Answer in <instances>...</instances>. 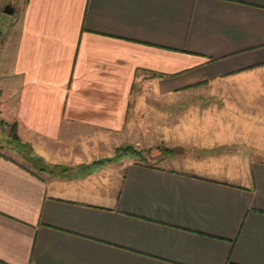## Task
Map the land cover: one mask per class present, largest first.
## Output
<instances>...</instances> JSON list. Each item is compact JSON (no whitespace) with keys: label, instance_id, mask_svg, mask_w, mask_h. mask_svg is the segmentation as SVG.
Listing matches in <instances>:
<instances>
[{"label":"crops","instance_id":"1","mask_svg":"<svg viewBox=\"0 0 264 264\" xmlns=\"http://www.w3.org/2000/svg\"><path fill=\"white\" fill-rule=\"evenodd\" d=\"M263 68L264 0H26L0 116L46 166L106 153L109 190L0 154V264H264V163L237 185L106 162L132 144L142 84L163 97Z\"/></svg>","mask_w":264,"mask_h":264},{"label":"rangeland","instance_id":"2","mask_svg":"<svg viewBox=\"0 0 264 264\" xmlns=\"http://www.w3.org/2000/svg\"><path fill=\"white\" fill-rule=\"evenodd\" d=\"M25 3L0 0V84L14 82L9 75L15 53V24ZM6 6L13 9L12 14L4 13ZM2 72H8L9 80L3 79ZM198 84L163 97L155 96L150 85L142 84L138 92L141 118L127 125L132 144L126 141L117 146L130 145L139 155L121 154L116 164H110L114 166L111 170L117 171L122 166L120 161L133 159L243 185L240 176L247 173V167L264 163V68ZM9 135L10 128L0 124V154L22 164V155L16 152L17 145ZM79 143L87 153L86 144L82 140ZM166 149L174 155L166 156ZM106 158L107 154L100 151L94 162L73 170L81 177H67L61 186L83 189L100 183L107 194L106 173L110 169L99 168V162ZM93 169L102 174L84 180V174Z\"/></svg>","mask_w":264,"mask_h":264},{"label":"trees","instance_id":"3","mask_svg":"<svg viewBox=\"0 0 264 264\" xmlns=\"http://www.w3.org/2000/svg\"><path fill=\"white\" fill-rule=\"evenodd\" d=\"M199 85L200 84H196V85L191 86L190 88L197 87ZM0 122H1L0 124H3L4 126H8L10 128L9 139L17 145L16 152L22 155V158L23 160H25L26 163L30 162L32 165H34V166H31L32 168L40 172L49 173L51 175L69 176L72 173L73 169L66 167V166H46L41 159L33 155L31 149L29 148L27 144L22 143L19 140L16 134V125H17L16 123H11L8 125L2 120ZM121 154L139 155V152L136 151L131 146L117 148L114 158L110 160H106V162H111V161L116 160ZM164 154L166 156L174 155L172 150H167V149L164 150ZM100 163H104V161H100L99 164Z\"/></svg>","mask_w":264,"mask_h":264},{"label":"water","instance_id":"4","mask_svg":"<svg viewBox=\"0 0 264 264\" xmlns=\"http://www.w3.org/2000/svg\"><path fill=\"white\" fill-rule=\"evenodd\" d=\"M4 13L10 15V14L13 13V9L12 8H9V6H6L5 9H4Z\"/></svg>","mask_w":264,"mask_h":264}]
</instances>
